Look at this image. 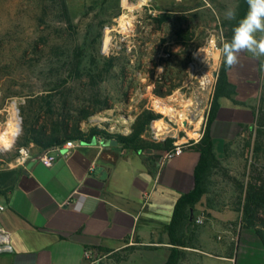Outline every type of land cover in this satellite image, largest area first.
I'll return each mask as SVG.
<instances>
[{
    "label": "rangeland",
    "instance_id": "1",
    "mask_svg": "<svg viewBox=\"0 0 264 264\" xmlns=\"http://www.w3.org/2000/svg\"><path fill=\"white\" fill-rule=\"evenodd\" d=\"M240 1L0 0V196L32 158L53 148L37 140L54 131L65 136L66 124L72 134L76 127L87 135L97 128L128 136L137 118L151 110L161 118L142 136L146 142L196 143L233 21L224 13L228 7L238 12ZM205 75L213 80L206 90ZM159 102L185 110L192 121L171 120ZM260 108L262 120L264 103ZM160 120L170 126L167 133L159 130ZM260 174L264 137L248 130L211 174L208 201L239 211L245 195L240 185Z\"/></svg>",
    "mask_w": 264,
    "mask_h": 264
},
{
    "label": "crops",
    "instance_id": "2",
    "mask_svg": "<svg viewBox=\"0 0 264 264\" xmlns=\"http://www.w3.org/2000/svg\"><path fill=\"white\" fill-rule=\"evenodd\" d=\"M262 65L243 52L228 71L235 93L220 98L211 125L221 161L227 147L257 128ZM106 141H82L58 154L51 167L26 164L0 196L1 231L13 247L0 253V264H166L175 250L178 264H264V243L255 230L243 227L242 212L210 204L208 194L190 209L185 244H173L169 227L175 207L196 185V148L185 146L180 156L164 162L162 151H125ZM89 252L102 261L89 259Z\"/></svg>",
    "mask_w": 264,
    "mask_h": 264
},
{
    "label": "trees",
    "instance_id": "3",
    "mask_svg": "<svg viewBox=\"0 0 264 264\" xmlns=\"http://www.w3.org/2000/svg\"><path fill=\"white\" fill-rule=\"evenodd\" d=\"M64 8L67 12L66 5H64ZM247 10L248 5L246 0H241L238 7L237 18L232 22H229V30L226 33L227 40L231 38L233 28L237 24L238 20L246 14ZM229 69L230 68L225 65L223 59L203 136L199 142H193L191 144L200 153V159L195 171V189L193 192L180 198L175 207L174 217L169 227L172 242L177 246H183L185 244L183 240V232L189 219L190 209L198 204L203 196L208 193V180L213 171L220 167V160L217 158L214 152V141L211 135V125L215 120L219 110L220 98H231V96L235 93V88L229 81ZM262 103H264L263 99ZM260 111L261 108H259V112ZM159 118H161L160 115L154 113L151 110H145L137 118V121L133 126V132L128 136L114 135L97 128L92 129L87 135L82 134L78 129H76V127H73L75 132L72 134L71 132H68V124H66L64 126V130H66L65 136L59 137L56 131H54L52 134L44 136L42 139H38L37 143L44 149H48L58 145H63L67 141L71 140L92 143L94 139L101 137L107 140H117L119 145H121L125 151L133 150L137 152H146L147 150L151 149L165 153L174 148L170 142L149 144L142 137L148 130L151 122ZM256 131L257 137L259 139L264 137V119H258ZM21 145L23 144L21 143ZM240 187H242L241 189L245 193L244 199H241L243 200V206L239 209V211L242 212L243 227L255 230L257 235L264 243V177L262 174L252 176L246 186L240 185ZM4 193L5 191L2 194ZM102 252L106 253L108 250H103ZM179 258L180 253L179 251L175 250L166 264H178Z\"/></svg>",
    "mask_w": 264,
    "mask_h": 264
},
{
    "label": "clouds",
    "instance_id": "4",
    "mask_svg": "<svg viewBox=\"0 0 264 264\" xmlns=\"http://www.w3.org/2000/svg\"><path fill=\"white\" fill-rule=\"evenodd\" d=\"M246 3V14L238 20L231 38L221 46V55L228 68L239 63V55L243 52L250 53L254 58L264 57V0H246ZM224 16L235 20L237 12L228 7Z\"/></svg>",
    "mask_w": 264,
    "mask_h": 264
},
{
    "label": "built area",
    "instance_id": "5",
    "mask_svg": "<svg viewBox=\"0 0 264 264\" xmlns=\"http://www.w3.org/2000/svg\"><path fill=\"white\" fill-rule=\"evenodd\" d=\"M81 142L82 141H74V140L67 141L63 145L55 146L51 150L44 152L43 154L39 155L37 158H32L31 161H40L44 165L51 167L55 163L58 154H61V153H64L65 155L68 154L70 150L75 149L79 144H81ZM184 149H185V145H175L173 149L164 153V156H163L164 162H168L174 159L175 157L180 156L183 153ZM21 152L24 155L29 157V154L28 152H26L25 149H23ZM4 210H5V206L0 204V215ZM197 223L201 224L202 220L198 219ZM12 250H13V247L11 246L9 242L8 236L2 233L1 226H0V253L5 252V251L9 252ZM88 258L92 259L93 253L89 252ZM102 258L103 257L96 259V263L102 261Z\"/></svg>",
    "mask_w": 264,
    "mask_h": 264
},
{
    "label": "bare ground",
    "instance_id": "6",
    "mask_svg": "<svg viewBox=\"0 0 264 264\" xmlns=\"http://www.w3.org/2000/svg\"><path fill=\"white\" fill-rule=\"evenodd\" d=\"M211 49V48H210ZM209 52V51H207ZM210 54V53H209ZM208 54V55H209ZM209 58V57H208ZM214 58L215 60L217 61L219 59V53L215 54L214 55ZM198 59V58H197ZM205 59V58H204ZM213 59V58H212ZM209 66V65H208ZM211 70V69H210ZM208 75V74H207ZM205 75L206 77L203 78V85L205 87V90L208 88H210V85L213 83V80L209 77ZM175 104V103H174ZM159 108L160 110L162 111V113L166 116V117H169L171 120H175L177 118L179 122H181V124H183L184 122L188 123L190 121H187V117H188V113L185 112V110H179L177 108H175L174 106L170 105L169 103H160L159 102ZM189 107V106H188ZM186 107V109L188 108ZM191 111V110H190ZM198 116V115H197ZM14 124V118H11L8 122H7V128L10 129ZM159 130L162 131V133H167V130H168V127L170 126H167L165 124V122L163 120H160L159 121ZM170 130V129H169ZM1 143V142H0Z\"/></svg>",
    "mask_w": 264,
    "mask_h": 264
},
{
    "label": "water",
    "instance_id": "7",
    "mask_svg": "<svg viewBox=\"0 0 264 264\" xmlns=\"http://www.w3.org/2000/svg\"><path fill=\"white\" fill-rule=\"evenodd\" d=\"M218 75H219V73L218 72H216L215 73V77L216 78H218ZM18 110V112H19V109H17ZM21 119V118H20ZM93 144H97V139H94L93 140ZM119 144V142L117 141V140H107L106 141V145H110V146H117ZM149 153H151L152 151L151 150H149L148 151Z\"/></svg>",
    "mask_w": 264,
    "mask_h": 264
}]
</instances>
